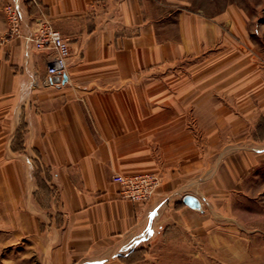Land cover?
Here are the masks:
<instances>
[{"label": "crops", "instance_id": "0c3cea01", "mask_svg": "<svg viewBox=\"0 0 264 264\" xmlns=\"http://www.w3.org/2000/svg\"><path fill=\"white\" fill-rule=\"evenodd\" d=\"M184 3L0 0V217L42 264H190L179 252L225 216L224 182L264 157V53L244 11ZM44 19L71 47L49 84L54 52L27 39ZM144 172L161 179L147 200L113 180Z\"/></svg>", "mask_w": 264, "mask_h": 264}, {"label": "rangeland", "instance_id": "374dc122", "mask_svg": "<svg viewBox=\"0 0 264 264\" xmlns=\"http://www.w3.org/2000/svg\"><path fill=\"white\" fill-rule=\"evenodd\" d=\"M186 2L176 9L214 15L231 3L240 5L248 22L247 33L264 53V0ZM224 183L226 201L216 207L225 216L212 221V231L203 241V248L180 251V260L190 264H264V157L248 173L234 182L229 177ZM32 245L26 237L18 245L13 244L10 219L0 217V264H42V252Z\"/></svg>", "mask_w": 264, "mask_h": 264}, {"label": "built area", "instance_id": "2783aa9c", "mask_svg": "<svg viewBox=\"0 0 264 264\" xmlns=\"http://www.w3.org/2000/svg\"><path fill=\"white\" fill-rule=\"evenodd\" d=\"M5 12L10 25V32L12 34H20L21 17L18 8L13 5H7ZM27 39L32 41L39 50H51L54 52L53 58L47 65L46 83L59 82L67 71L71 56V47L68 40L48 19H44L35 35L28 36ZM113 180L122 186L123 196L135 201L149 199L161 183L160 177L150 172L129 175L116 173Z\"/></svg>", "mask_w": 264, "mask_h": 264}, {"label": "water", "instance_id": "95a60500", "mask_svg": "<svg viewBox=\"0 0 264 264\" xmlns=\"http://www.w3.org/2000/svg\"><path fill=\"white\" fill-rule=\"evenodd\" d=\"M185 203L191 207L197 208V209H201V203L198 200V198L192 196V195H187L185 196L184 199Z\"/></svg>", "mask_w": 264, "mask_h": 264}]
</instances>
